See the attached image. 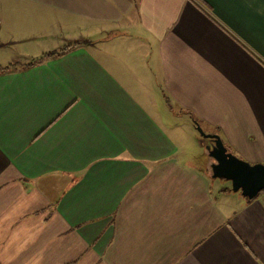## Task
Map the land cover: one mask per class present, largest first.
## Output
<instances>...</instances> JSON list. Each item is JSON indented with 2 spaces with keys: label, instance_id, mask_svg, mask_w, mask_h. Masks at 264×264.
<instances>
[{
  "label": "crops",
  "instance_id": "obj_1",
  "mask_svg": "<svg viewBox=\"0 0 264 264\" xmlns=\"http://www.w3.org/2000/svg\"><path fill=\"white\" fill-rule=\"evenodd\" d=\"M0 4L34 25L0 68V264H264V195L186 154L195 121L264 163V0Z\"/></svg>",
  "mask_w": 264,
  "mask_h": 264
},
{
  "label": "water",
  "instance_id": "obj_2",
  "mask_svg": "<svg viewBox=\"0 0 264 264\" xmlns=\"http://www.w3.org/2000/svg\"><path fill=\"white\" fill-rule=\"evenodd\" d=\"M196 130L210 141L205 150L213 160L210 165L212 179L229 181L231 191L240 192L248 201L264 194V163L250 164L229 152L217 134L205 133L198 124Z\"/></svg>",
  "mask_w": 264,
  "mask_h": 264
},
{
  "label": "rangeland",
  "instance_id": "obj_3",
  "mask_svg": "<svg viewBox=\"0 0 264 264\" xmlns=\"http://www.w3.org/2000/svg\"><path fill=\"white\" fill-rule=\"evenodd\" d=\"M14 4H0V68L5 67V65H13V66H20L25 62L23 60V55L26 53V47L29 48L31 45H26L24 48L20 50V48L17 45H6L5 42H7V39L10 37H13L14 40H16L19 37V33L22 30H27L29 28H33V20L30 21L27 19H23L22 15L17 18V16L13 17L12 19L7 18V14H3L8 10V7H13ZM4 8V9H2ZM25 14H28V12H24ZM12 33L13 35L10 36L9 34ZM151 48V58L153 56V50L155 49L152 45H150ZM16 58V59H15ZM19 61V62H18ZM18 62V63H17ZM153 66L156 67L155 62H151ZM186 136L188 133L185 134ZM198 143H202V146L199 147ZM207 144V140L202 138L200 133L195 130L193 132V137L191 139L190 146L187 147L186 154L192 155L194 158V164L198 166H204L206 156L203 154L204 147ZM207 153V152H206ZM211 182L215 184L216 186L218 184H221L224 187H228L227 191H231V183L229 181H226L224 179H211ZM232 194L236 193L231 191ZM240 196V192L236 193ZM264 194L263 192L259 194L260 197H262Z\"/></svg>",
  "mask_w": 264,
  "mask_h": 264
},
{
  "label": "trees",
  "instance_id": "obj_4",
  "mask_svg": "<svg viewBox=\"0 0 264 264\" xmlns=\"http://www.w3.org/2000/svg\"><path fill=\"white\" fill-rule=\"evenodd\" d=\"M52 55H54V54L46 55V56H42V57H48V56H52ZM40 59H43V58H38V60L33 61V63L39 61ZM194 124H195V126H196L198 123L194 121ZM205 153H206V151H205ZM206 154H207V153H206ZM207 172H208V174L211 176L210 166L207 167Z\"/></svg>",
  "mask_w": 264,
  "mask_h": 264
},
{
  "label": "flooded vegetation",
  "instance_id": "obj_5",
  "mask_svg": "<svg viewBox=\"0 0 264 264\" xmlns=\"http://www.w3.org/2000/svg\"><path fill=\"white\" fill-rule=\"evenodd\" d=\"M207 143L209 144V143H210V141H209V140H207Z\"/></svg>",
  "mask_w": 264,
  "mask_h": 264
}]
</instances>
